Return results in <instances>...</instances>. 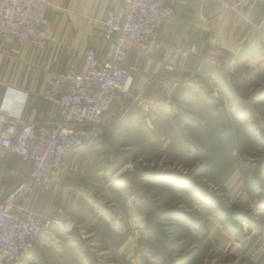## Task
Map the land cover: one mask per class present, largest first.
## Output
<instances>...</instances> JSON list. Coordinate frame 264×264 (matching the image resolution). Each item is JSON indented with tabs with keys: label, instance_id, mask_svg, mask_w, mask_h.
I'll return each mask as SVG.
<instances>
[{
	"label": "crops",
	"instance_id": "obj_1",
	"mask_svg": "<svg viewBox=\"0 0 264 264\" xmlns=\"http://www.w3.org/2000/svg\"><path fill=\"white\" fill-rule=\"evenodd\" d=\"M51 2L43 28L53 41L46 48L0 41V101L4 85L27 92L26 121L54 122L56 106L42 98L49 80L64 82L74 75L87 51L98 52L102 59L112 52L111 43L103 39V20L120 0ZM165 3L173 7L175 18L161 21L158 31L171 49L147 56L132 53L126 61L132 76L129 92L138 96L133 108L125 114V94H119L106 116V138L69 153L62 168L33 195V211L61 212L75 223L74 228L69 233L57 226L48 228L23 264H148L138 246L148 209L131 193L133 184L164 181L177 188L172 192L177 196L185 186L179 177H162L165 172L152 175L158 169L146 165L127 170L123 151L130 153L142 145L150 153L153 143L161 152L174 148L168 128L179 133L190 129L202 109L215 106V91L240 101L236 80L248 85L250 79L256 89L263 86L264 0L237 9L229 8V0ZM13 159L15 170L9 175L19 177V159L9 156ZM174 163L166 168L168 173L178 170ZM1 177L3 183L12 180ZM184 197L188 196H179Z\"/></svg>",
	"mask_w": 264,
	"mask_h": 264
},
{
	"label": "built area",
	"instance_id": "obj_2",
	"mask_svg": "<svg viewBox=\"0 0 264 264\" xmlns=\"http://www.w3.org/2000/svg\"><path fill=\"white\" fill-rule=\"evenodd\" d=\"M255 3L229 0V8ZM52 7L51 0H0V41L46 48L53 38L43 22ZM174 18V9L165 0H120L118 8L103 20V39L112 45L110 56L102 59L98 52L87 51L74 75L64 82L52 78L47 83L42 98L56 106L52 123L24 120L27 92L4 85L0 163L17 156L21 176L5 195L8 181L0 182V264L26 262L51 226L72 231L75 223L63 213L33 211V195L62 168L69 153L102 140L108 129L106 116L119 94H125L124 113L130 112L138 96L129 92L132 76L126 61L132 53L147 56L151 51L171 49L160 37L158 25Z\"/></svg>",
	"mask_w": 264,
	"mask_h": 264
},
{
	"label": "rangeland",
	"instance_id": "obj_3",
	"mask_svg": "<svg viewBox=\"0 0 264 264\" xmlns=\"http://www.w3.org/2000/svg\"><path fill=\"white\" fill-rule=\"evenodd\" d=\"M246 82L248 85H239L236 80L240 101L232 94L215 91V106L202 109L190 129L179 133L169 127L174 148L161 152L153 143L150 153L142 145L130 153L123 151L127 170L146 165L158 169L152 175L165 172L162 177H168L166 168L175 162L178 170L170 171L188 178V183L182 182L185 187L181 190L188 196L183 200L180 189L177 196L165 189L164 181L133 184L131 193L148 209L138 242L148 264H170L172 260V264L179 260L185 264H264V178H260L264 176V84L256 89L250 86V79ZM13 170L15 159L0 163V178L11 176ZM17 181L18 176L13 177L2 195ZM169 208L184 210L187 216L183 222V217H170L169 213L159 220V213ZM227 212L242 214L245 219L237 222Z\"/></svg>",
	"mask_w": 264,
	"mask_h": 264
},
{
	"label": "trees",
	"instance_id": "obj_4",
	"mask_svg": "<svg viewBox=\"0 0 264 264\" xmlns=\"http://www.w3.org/2000/svg\"><path fill=\"white\" fill-rule=\"evenodd\" d=\"M262 168V170L264 171V167H261ZM263 175H264V172L262 173ZM168 175V177L167 178H170V177H179L181 180H183L182 182H184V183H188V181L186 180V179H188L187 177H185L184 175H182V174H180V173H168L167 174ZM262 177L264 178V176H262L261 175V179H262ZM260 178H259V180H260ZM185 180L187 181V182H185ZM260 181H262V180H260ZM158 184V183H157ZM163 185H164V187H166L165 189H167V190H171V191H174L175 189H177V188H175V187H172L171 185H169L168 183L167 184H165V183H163ZM190 185H192L193 187L194 186H196L198 189H200L199 187H198V185H196L195 183H192L191 182V184ZM161 186V185H160ZM160 186H156V187H160ZM189 186V185H188ZM202 188V187H201ZM156 197V196H155ZM213 202V201H212ZM213 206V205H212ZM157 207L158 208H160V203H158V205H157ZM166 213H169V215H170V217H180V218H182L181 220L182 221H180V222H183V220H184V217L185 216H187L186 214H184V213H186L184 210H181V209H172L171 211H170V208L168 209V210H166V212H161V213H159V215L160 216H158V219L159 220H162L161 218L162 217H165L166 216ZM163 214H165V216L163 215ZM227 214H228V216L229 217H231L233 220H235V218L237 219V222L239 221H242L243 219H245V217H244V215H242V214H234V213H229V212H227ZM161 215H163L162 217H161ZM165 218H167V217H165ZM222 218H223V214H222ZM188 222L189 221H186L185 223H187L188 224ZM191 223V222H190ZM192 224V223H191ZM175 260H177V259H175ZM172 262H174V260H172L171 261V263L170 264H172ZM177 263H178V261H177ZM176 263V264H177ZM187 263V262H186ZM179 264H185V263H183V261H181V260H179Z\"/></svg>",
	"mask_w": 264,
	"mask_h": 264
}]
</instances>
